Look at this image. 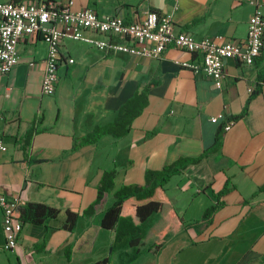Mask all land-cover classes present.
Wrapping results in <instances>:
<instances>
[{
    "label": "crops",
    "instance_id": "1",
    "mask_svg": "<svg viewBox=\"0 0 264 264\" xmlns=\"http://www.w3.org/2000/svg\"><path fill=\"white\" fill-rule=\"evenodd\" d=\"M47 1L126 23L154 11L172 16L175 31L197 41L222 37L238 44L246 41L256 11L250 0ZM259 8L264 16V0ZM18 50L19 63L0 75V140L7 146L0 155V196L20 197L22 209L46 205L60 216L41 224L22 221L19 248L5 251L0 209V264H264V37L253 65L225 61L223 89L181 67L194 57L173 47L160 59H146L67 39L60 45L56 92L44 96L47 42L29 37ZM145 89L146 106L126 136L76 146ZM200 156L166 185L167 204L152 217L139 253L131 258L113 251L116 232L101 224L113 193L86 214L103 173L117 171L116 189L143 185L147 170ZM67 211L79 214L73 230L63 227Z\"/></svg>",
    "mask_w": 264,
    "mask_h": 264
},
{
    "label": "built area",
    "instance_id": "2",
    "mask_svg": "<svg viewBox=\"0 0 264 264\" xmlns=\"http://www.w3.org/2000/svg\"><path fill=\"white\" fill-rule=\"evenodd\" d=\"M256 11L248 22L244 43L238 44L222 37L195 40L186 32H176L172 16L149 11L144 19L126 23L121 17H100L92 9L74 11L69 3L59 4L47 0L0 1V75H8L19 63V44L38 36L48 44L44 60L45 72L42 95L55 94L59 81L63 40L87 44L100 51L123 53L146 59H160L168 48L191 54L194 59L179 62L194 75L211 79L217 89L224 86L226 60L251 66L263 48L264 16L260 0H250ZM73 63V60L70 61ZM35 63H31L33 67ZM249 92H253L249 89ZM216 121V119H214ZM234 121L225 126L228 131ZM7 146L0 140V155ZM5 251L19 248V235L23 228L20 218L21 198L0 196Z\"/></svg>",
    "mask_w": 264,
    "mask_h": 264
},
{
    "label": "trees",
    "instance_id": "3",
    "mask_svg": "<svg viewBox=\"0 0 264 264\" xmlns=\"http://www.w3.org/2000/svg\"><path fill=\"white\" fill-rule=\"evenodd\" d=\"M19 1V0H14ZM258 94L256 91L254 95ZM148 89L138 91L118 111L112 122L103 126H97L91 134L81 139L76 146L96 144L102 137L109 135L115 138L126 136L132 126L134 119L141 114L146 106ZM32 132L25 139V145L30 143ZM222 135L216 139L212 151L216 152L221 145ZM203 156L197 158H180L172 164L165 165L160 170H147L145 184L123 185L116 189L117 171H105L98 187V196L86 214L91 215L102 206L106 199L112 194L113 202L107 207L102 227L115 230L116 236L112 250L120 251L131 258L136 256L145 241L149 239L153 229L151 219L160 214L167 204L166 185L177 175L182 174L191 165L198 164ZM213 207L209 209L206 216L214 212ZM60 211L42 204H29L20 209V218L23 222L41 224L47 219H57ZM79 214L71 211L66 212L63 227L73 230L77 224ZM167 234H164L165 237ZM155 248H160L156 245ZM92 264H110L109 259H104Z\"/></svg>",
    "mask_w": 264,
    "mask_h": 264
},
{
    "label": "rangeland",
    "instance_id": "4",
    "mask_svg": "<svg viewBox=\"0 0 264 264\" xmlns=\"http://www.w3.org/2000/svg\"><path fill=\"white\" fill-rule=\"evenodd\" d=\"M166 189L168 188V186H166L165 187ZM173 188H171V190H169V195L171 196V195H173V193H174V190H172Z\"/></svg>",
    "mask_w": 264,
    "mask_h": 264
}]
</instances>
